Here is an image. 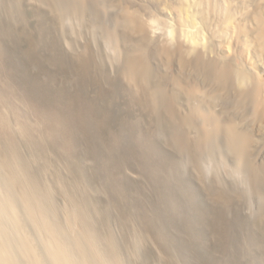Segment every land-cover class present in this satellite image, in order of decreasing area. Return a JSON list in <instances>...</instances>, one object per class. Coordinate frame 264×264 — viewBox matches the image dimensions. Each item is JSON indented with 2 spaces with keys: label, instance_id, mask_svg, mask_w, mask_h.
I'll return each mask as SVG.
<instances>
[{
  "label": "rangeland",
  "instance_id": "rangeland-1",
  "mask_svg": "<svg viewBox=\"0 0 264 264\" xmlns=\"http://www.w3.org/2000/svg\"><path fill=\"white\" fill-rule=\"evenodd\" d=\"M102 1L92 0L86 17L70 12V23H61L49 1L0 0V160L21 154L58 219L77 208L85 218L79 213L74 223L95 229L94 246L116 240L128 264H264V172L256 189L247 173L239 183L230 174L231 158L223 165L215 158L218 167L202 173L179 154L165 121L125 78L131 40L116 26L117 0ZM179 1L121 0L148 19L150 51L174 20L168 5ZM211 1L219 2L211 12L218 22L226 7ZM105 26L117 30L116 44ZM154 57L152 66L164 72Z\"/></svg>",
  "mask_w": 264,
  "mask_h": 264
},
{
  "label": "bare ground",
  "instance_id": "bare-ground-1",
  "mask_svg": "<svg viewBox=\"0 0 264 264\" xmlns=\"http://www.w3.org/2000/svg\"><path fill=\"white\" fill-rule=\"evenodd\" d=\"M46 1L57 10L61 23L69 20L70 12L84 17L92 3ZM179 2L168 5L174 20L150 51L155 37L148 19L117 0L116 26L131 40L122 72L157 120L166 122L164 130L182 157H192L202 173L218 167L213 166L215 158L221 160L220 165L231 158L230 174L238 181L247 173L257 189V175L264 172V164L254 163V158L264 156V0H220L226 11L223 18L219 13L218 22L212 10L219 2L217 6L211 0ZM107 31L106 39L115 43L117 30ZM117 50L110 52L115 59L121 54ZM152 54L162 61L164 72L152 66ZM110 112L104 109L111 120L120 119L121 114ZM10 154L14 158L0 160V264H128L116 240L111 239L105 248L94 246L95 229L86 224L79 229L74 223L79 213L85 218L77 208L60 221L46 187L29 163L15 150Z\"/></svg>",
  "mask_w": 264,
  "mask_h": 264
}]
</instances>
